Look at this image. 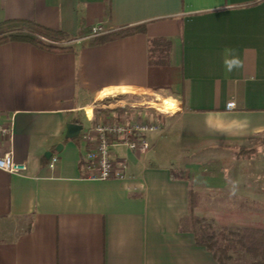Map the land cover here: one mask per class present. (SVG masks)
<instances>
[{
  "label": "crops",
  "instance_id": "obj_1",
  "mask_svg": "<svg viewBox=\"0 0 264 264\" xmlns=\"http://www.w3.org/2000/svg\"><path fill=\"white\" fill-rule=\"evenodd\" d=\"M15 19L65 32L76 50L0 46V122L14 136L0 143L28 166L0 170V264H219L182 221L192 188L264 203V0H0V23ZM138 26L88 44L95 27ZM233 58L241 66L229 72ZM141 97L177 109L159 113L163 125L142 111L152 108L120 102ZM125 107L126 122L147 121L159 137L146 155L113 147L128 161L124 180L84 179V132ZM69 124L83 127L78 136L67 137ZM170 135L187 146V179L156 158Z\"/></svg>",
  "mask_w": 264,
  "mask_h": 264
},
{
  "label": "trees",
  "instance_id": "obj_2",
  "mask_svg": "<svg viewBox=\"0 0 264 264\" xmlns=\"http://www.w3.org/2000/svg\"><path fill=\"white\" fill-rule=\"evenodd\" d=\"M142 29L143 26L119 29L93 37L88 44H105L131 36ZM89 33L80 30L81 36ZM10 43H27L49 52L67 53L76 50L65 32L27 20L15 19L0 23V46ZM133 112L134 109L129 107L116 108L104 110L103 116L112 115L117 122H124ZM185 172V169L179 168L178 173L172 174L174 178L187 179ZM200 196L193 188L190 190L191 211L182 221V230L192 232L196 243L205 247L219 264H264V203L241 201L231 211L203 213L194 211L203 207L199 203Z\"/></svg>",
  "mask_w": 264,
  "mask_h": 264
},
{
  "label": "built area",
  "instance_id": "obj_3",
  "mask_svg": "<svg viewBox=\"0 0 264 264\" xmlns=\"http://www.w3.org/2000/svg\"><path fill=\"white\" fill-rule=\"evenodd\" d=\"M91 34L96 37L102 35L103 31L101 28L95 27ZM114 102L112 101L108 106L112 107ZM120 102H124L125 106L135 108L147 104V108L156 109L158 112L164 113L155 101L134 102L132 99H128ZM235 107L236 104L234 102L227 104V110H233ZM155 130H157L155 125L144 120L117 122L112 117L102 116V120L98 124L90 127L83 134V141L87 149L84 162V179L89 181L124 180L127 176L128 161L125 158H114L113 147H125L134 154L146 155L151 150L146 135ZM13 137V125L0 122V140L8 139L12 143ZM58 161V156L52 157L49 168L54 170ZM27 169L26 163L16 161L14 152L3 149L0 143L1 171L8 174H19L26 172Z\"/></svg>",
  "mask_w": 264,
  "mask_h": 264
},
{
  "label": "rangeland",
  "instance_id": "obj_4",
  "mask_svg": "<svg viewBox=\"0 0 264 264\" xmlns=\"http://www.w3.org/2000/svg\"><path fill=\"white\" fill-rule=\"evenodd\" d=\"M151 101L149 99H146L145 97H141V98H137V99H132V101L134 102H137V101ZM128 100V99H126ZM131 100V99H129ZM117 102V101H116ZM114 103L117 104V103ZM155 103L157 104L158 107H160L164 113H170L172 110L174 109H177L176 107V104L174 101H169L167 102L166 99H164L162 102L160 101H155ZM142 107H148V105H144ZM154 111V112H149L148 114V120L149 121H152V122H155V121H161L162 124L165 122V119L163 117H160L159 116V113L156 109H142V111ZM171 114V113H170ZM83 119H82V122L84 124V126H89V124L91 123L87 117L86 114H83ZM164 125V124H163ZM160 126V125H158ZM160 133V132H159ZM159 133L158 132H150L147 134V136L150 138L148 139V142L150 144V147H151V144H153V142H155L157 140V138L159 137ZM165 141H164V144H162V147L160 149L157 150L156 152V158L157 160H159L160 162H162L163 164H166L165 166H169L171 165L172 163L176 164L179 166H182V163L185 159V156L189 153L187 151V146H183L181 144H178V135L176 136H173V135H170V136H166L165 137ZM237 152H234V154H236ZM212 156H215L213 155L214 153H211ZM242 154V153H241ZM184 158V160H183ZM213 160V158L211 159ZM175 166V165H173ZM172 166V168H173ZM241 201H248V200H234V199H222V200H214V199H211L209 198L208 200L204 199L203 196H200L199 198V203H202V206L201 208H197V209H194V211H215V210H218V211H231L233 210V208H236ZM215 205L217 206L216 208ZM209 206H212L211 209H205V208H208ZM230 209V210H228ZM189 211H191V209L189 208ZM238 211V210H237ZM210 221V220H209Z\"/></svg>",
  "mask_w": 264,
  "mask_h": 264
},
{
  "label": "water",
  "instance_id": "obj_5",
  "mask_svg": "<svg viewBox=\"0 0 264 264\" xmlns=\"http://www.w3.org/2000/svg\"><path fill=\"white\" fill-rule=\"evenodd\" d=\"M82 129V126L76 124H69L67 126V137L72 138L78 136ZM49 156H52V154H49Z\"/></svg>",
  "mask_w": 264,
  "mask_h": 264
},
{
  "label": "clouds",
  "instance_id": "obj_6",
  "mask_svg": "<svg viewBox=\"0 0 264 264\" xmlns=\"http://www.w3.org/2000/svg\"><path fill=\"white\" fill-rule=\"evenodd\" d=\"M225 66L229 72H231L234 69H237L241 66V62L239 59L233 58V59H226L225 60Z\"/></svg>",
  "mask_w": 264,
  "mask_h": 264
},
{
  "label": "bare ground",
  "instance_id": "obj_7",
  "mask_svg": "<svg viewBox=\"0 0 264 264\" xmlns=\"http://www.w3.org/2000/svg\"><path fill=\"white\" fill-rule=\"evenodd\" d=\"M127 92V91H126Z\"/></svg>",
  "mask_w": 264,
  "mask_h": 264
}]
</instances>
